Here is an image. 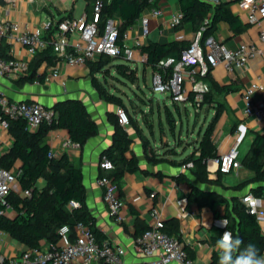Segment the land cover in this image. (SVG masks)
Segmentation results:
<instances>
[{
  "label": "crops",
  "instance_id": "obj_1",
  "mask_svg": "<svg viewBox=\"0 0 264 264\" xmlns=\"http://www.w3.org/2000/svg\"><path fill=\"white\" fill-rule=\"evenodd\" d=\"M231 1V11L238 17L244 28L235 33L228 24L219 22L213 38L223 43L228 49H235L242 43L256 42L259 27L246 21L245 12L239 6V0ZM51 9L55 10L56 17L63 16L61 20L68 18L76 22L75 32L68 35L69 41L77 38L80 27L78 20L84 16L89 18L92 11L89 0H4V4L0 5V20L16 23L21 30H31L45 22H57ZM155 9L160 10V15H152ZM178 12L177 0H158L155 7L144 10L136 23L130 28L129 37L125 41L126 46L133 47L134 58L131 61L124 58L116 59L104 69L112 70L115 64L124 63L133 71L142 66V70L149 69L152 75L151 68L145 65L144 55L141 54L139 48L133 46L134 39L140 33L141 18L148 17L149 36L147 41L159 44L184 41L189 44L194 35L189 25L175 29L170 24L172 16ZM261 28L264 29V21L261 22ZM58 35V31L54 28L44 32L43 39L47 43L44 49ZM0 51L5 57L28 59L24 47L8 39L2 41ZM53 68L43 61L37 68L36 75L45 77ZM102 72H95L91 75L87 65L84 67L62 66L57 78L48 79L45 77L42 83L37 78L34 81H23V77H0V90L12 101L39 102L50 108L57 102L68 99H78L83 102L88 113L97 124V134L89 138L80 147L69 141L67 131L63 129L51 130L46 138L47 144L54 156L67 154L72 164L80 170L86 194V205L94 219V225L104 238L124 248L126 262L143 260L134 250L135 221L138 218L148 226L152 222L150 213L154 208L159 212L164 222L177 220L176 234L189 256L193 259V264H209L212 254L214 252L220 253L216 244H212L214 228L212 222L214 218L221 216V207L216 208V211H218V215H216L214 211L206 206L198 207L194 203L188 205L187 202L181 205L180 200L187 198L191 188L186 182L177 181L176 177L180 173H184L193 185L219 192L226 198L234 194L241 197L248 193L249 189H245L246 191L243 194L239 193L241 191H233L228 196L216 187L210 188L207 185L198 183L189 173L190 168L183 169V167H172L166 164L148 163L145 160V151L141 144L135 141L134 130L129 125L126 130L132 140L130 150L137 159V169L131 173H126L120 181L119 196L124 202L121 211L123 221L116 222L107 211L102 200V190L97 184L100 175L107 173L99 167L102 160L101 155L113 143L114 126L108 116L112 115L117 120L116 110L118 108L116 104L104 101L92 84L93 76L104 85L101 80V78H105ZM204 81L208 85L213 101L210 104L209 111L215 115L217 108L220 110L216 123L218 128H215V143L219 153L228 150L232 142L231 134L235 123L247 126L248 134H251V142L253 133L264 134V129H261L255 121L244 119L242 115V93L244 89L252 82L264 83V60L252 59L244 69L234 74L227 73L222 66H219L212 70L209 77ZM107 91L109 94H115L109 90ZM11 146L12 137L8 129L0 127V159L10 150ZM127 156L129 157L130 154ZM12 169L15 172L18 171L20 164L16 162ZM253 175V172L241 168L236 182L228 183L223 180V175H221V184L227 188L234 187L238 183L252 178ZM208 176L209 178H215V175L211 174L210 171ZM226 176L236 177L234 174H227ZM44 184L45 182L40 179L36 186L40 189ZM151 194H154L153 198H150ZM6 215L13 216V212L7 210ZM47 244L48 242L43 241L41 246ZM26 249H28L26 246L12 239L8 234L0 232V254L13 258ZM91 264L102 263L93 262Z\"/></svg>",
  "mask_w": 264,
  "mask_h": 264
},
{
  "label": "trees",
  "instance_id": "obj_2",
  "mask_svg": "<svg viewBox=\"0 0 264 264\" xmlns=\"http://www.w3.org/2000/svg\"><path fill=\"white\" fill-rule=\"evenodd\" d=\"M93 1L89 0L91 8ZM157 1L102 0L100 26L108 18L118 20L120 23L118 28L119 43L121 45L123 33L136 23L144 10L155 7ZM231 3V0H177L182 18L175 29L189 25L191 30L196 32L203 28V40L214 37L219 22L228 24L235 33L240 32L244 26L232 13ZM3 4L4 0H0V5ZM46 11L50 13L48 9ZM188 45L184 41H172L166 44L146 41L139 46V50L145 56L146 67L151 68L154 73L160 71L159 62L162 59L179 58L180 52ZM121 58L123 57H101L97 61L88 62L89 74L93 75L100 71L107 72L104 68ZM43 61L52 67L57 63L50 45L31 60L29 74L22 80L34 81L37 78L39 82H44L45 77L36 75V70ZM113 67L119 75L128 80L132 79L133 70L126 64L118 63ZM92 84L104 101L112 102L127 111L122 98L115 94H109L105 85L93 76ZM189 99L193 100L192 97ZM212 102L210 90H208L200 104L204 106L210 105ZM52 109L56 113L54 122L50 125L42 124L34 131L29 130L24 121L8 119L0 113V118L8 121V132L12 137V146L0 159V167L14 171L12 167L18 162L20 164V169L16 171L18 183L23 191L30 192L29 196L9 194L6 205L0 206V232L8 234L27 248H39L43 241L54 243L57 240V231L61 226L68 225L73 228L77 223L86 225L97 240L104 238L96 229L94 219L86 205V194L80 170L72 164L67 154L54 156L46 140L49 131L63 129L67 131L69 141L81 147L89 138L97 134V124L83 102L78 99L59 101ZM168 115H170L169 111ZM219 115L220 110L217 108L212 121L204 130L195 149L189 156L184 157L181 163H192L189 173L198 183L223 189L226 187L221 184L222 174L216 173L215 178H209L207 170L208 161L218 156L214 132ZM108 117L114 126L113 143L102 153L101 158L108 159L112 163L113 169L101 174L100 177L106 176L111 179L117 185L119 192L123 176L137 169V159L131 153L132 140L127 130L121 127L112 115ZM168 120L171 121V117ZM129 121L132 127L135 121L130 115ZM238 125L235 123L232 131H235ZM142 146L145 151L146 145L142 144ZM128 154H130L129 157ZM240 163L242 168L253 172L254 175L235 185L234 192L249 189V192L259 195L264 190V134L253 133L249 151L240 158ZM40 179L45 184L39 189L36 185ZM176 180L190 185L191 190L186 198L188 205L194 203L198 207H209L216 215H218L216 208L220 206L222 214L228 219V231L234 237L239 236L245 245L255 244L260 254L264 255V235H262L261 228L256 218L247 213L246 207L238 195L234 194L226 198L219 192L193 185L184 173H180ZM72 202L76 203L77 207H73ZM5 209L11 210L13 216L1 214V211ZM164 225V232L180 240L176 234L178 226L176 219L164 222ZM147 227L137 218L135 237L141 235ZM222 234L223 230L214 226L212 244H216ZM219 255L220 253L214 252L209 264H218Z\"/></svg>",
  "mask_w": 264,
  "mask_h": 264
},
{
  "label": "built area",
  "instance_id": "obj_3",
  "mask_svg": "<svg viewBox=\"0 0 264 264\" xmlns=\"http://www.w3.org/2000/svg\"><path fill=\"white\" fill-rule=\"evenodd\" d=\"M239 6L244 10L246 21L259 27L256 42L242 43L235 49H228L223 43L212 37L203 40V28L194 32L189 45L180 52L179 58L169 57L159 62L160 71L151 75V90L159 94L169 95L176 104L199 105L208 85L204 81L212 70L222 66L229 74H234L245 68L252 59L264 60V29L261 22L264 21V0H239ZM102 0H94L89 18H80L78 23L77 38L69 41L68 35L75 32L76 22L71 19H63L58 22H45L31 30H21L19 25L0 20V47L4 39L19 44L26 50L27 60L5 57L0 51V77H25L29 74L32 58L47 43L43 39L44 32L52 28L59 35L50 46L57 59L52 71L45 77L57 78L60 67H84L88 62L99 60L101 57L116 58L122 56L131 61L134 58L133 47H128L125 41L129 37L127 29L119 43V21L108 18L100 26L102 13ZM153 16L160 15V10L155 9ZM182 18L178 12L171 18L170 24L175 27ZM207 23V22H205ZM149 36L148 17L141 18L140 33L133 41V46L139 48ZM145 61V56H144ZM192 97V101H190ZM242 115L244 119L255 121L261 129H264V83L252 82L242 93ZM0 113L8 119L24 121L29 130L39 128L42 124L50 125L56 118V113L39 102L12 101L0 90ZM117 121L126 129L130 125L128 112L122 108L116 110ZM0 127L8 129V121L0 118ZM216 132V131H215ZM214 132V141H215ZM248 134L245 124H239L232 132V142L226 152H218V156L207 164V170L211 174H234L241 170L238 149ZM102 171L113 169L112 163L102 158L99 163ZM189 162L183 169L191 168ZM183 169H181L183 171ZM208 171V172H209ZM97 184L102 190V200L110 216L116 222H122L121 215L124 202L121 200L117 185L106 176L97 179ZM10 193L20 196H29V191H23L17 180L16 172L0 167V206L6 205ZM154 194L150 195L153 198ZM248 214L254 216L264 235V190L259 195L248 192L240 197ZM184 198L180 204H186ZM73 207L77 204L72 202ZM8 209L1 211L6 214ZM152 222L147 229L135 238L134 250L143 258L138 262H126L123 247L112 243L109 239L97 240L91 230L83 223H77L73 228L68 225L61 226L57 231V240L39 248H28L18 256L8 258L0 254V264H193L183 243L174 236L164 232V220L156 209L150 213ZM225 219L227 224L220 227L217 221ZM213 226L228 231V219L221 216L213 219ZM229 232V231H228Z\"/></svg>",
  "mask_w": 264,
  "mask_h": 264
},
{
  "label": "rangeland",
  "instance_id": "obj_4",
  "mask_svg": "<svg viewBox=\"0 0 264 264\" xmlns=\"http://www.w3.org/2000/svg\"><path fill=\"white\" fill-rule=\"evenodd\" d=\"M142 69L143 67L139 66L136 71H133L131 80L119 75L115 69H108L103 73L105 78L101 80L106 90L122 98L128 115L135 121L134 124H137L132 125L133 136L141 146L146 145L145 160L148 163L181 168L183 167L182 159L193 152L198 140L214 117L209 111L211 106L193 103L175 105L169 95L151 90V72L149 69L145 71ZM168 116L171 117V121L168 120ZM216 128H218L217 125ZM250 145L251 134L249 133L238 149L240 157L248 152ZM237 175L222 177L224 181L232 183L238 180ZM207 186L211 188V185ZM218 190L228 196L234 191L233 187L218 188ZM245 191L244 189L239 193L243 194Z\"/></svg>",
  "mask_w": 264,
  "mask_h": 264
},
{
  "label": "clouds",
  "instance_id": "obj_5",
  "mask_svg": "<svg viewBox=\"0 0 264 264\" xmlns=\"http://www.w3.org/2000/svg\"><path fill=\"white\" fill-rule=\"evenodd\" d=\"M217 224L225 228L227 221L221 219ZM216 247L220 252L218 264H264V255L260 254L255 244L245 245L239 236L234 237L231 232L224 231Z\"/></svg>",
  "mask_w": 264,
  "mask_h": 264
},
{
  "label": "water",
  "instance_id": "obj_6",
  "mask_svg": "<svg viewBox=\"0 0 264 264\" xmlns=\"http://www.w3.org/2000/svg\"><path fill=\"white\" fill-rule=\"evenodd\" d=\"M51 11H52V13H53V15H54L56 21H57V22H58V21H61V19H62L63 16H57V17H56V12H55V10H54V9H51ZM48 108H50V107H48ZM50 109H52V107H51Z\"/></svg>",
  "mask_w": 264,
  "mask_h": 264
}]
</instances>
